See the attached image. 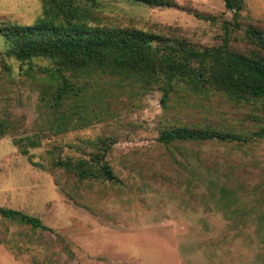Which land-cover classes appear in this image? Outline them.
<instances>
[{
	"label": "rangeland",
	"instance_id": "1",
	"mask_svg": "<svg viewBox=\"0 0 264 264\" xmlns=\"http://www.w3.org/2000/svg\"><path fill=\"white\" fill-rule=\"evenodd\" d=\"M151 8L131 0H97L108 27L157 32L179 28L197 47L223 36L232 14L222 0H174ZM196 14L209 16L201 20ZM241 26L264 29V0H244ZM40 0H0V22L31 26ZM232 46L243 31L229 32ZM0 37V207L34 216L50 231L0 217V264H264V143L174 142L165 129L201 128L247 135L264 125V108L184 89L166 105L161 92L106 75L71 79L86 98L65 100L57 132L45 104L57 77L6 57ZM45 66V61H34ZM62 128V127H61ZM33 138L23 156L14 141ZM108 145L116 181L80 180L55 167L89 160ZM89 167H98L88 161Z\"/></svg>",
	"mask_w": 264,
	"mask_h": 264
},
{
	"label": "trees",
	"instance_id": "2",
	"mask_svg": "<svg viewBox=\"0 0 264 264\" xmlns=\"http://www.w3.org/2000/svg\"><path fill=\"white\" fill-rule=\"evenodd\" d=\"M151 8L175 7L174 0H131ZM232 14L222 23L223 36L211 47H197L179 28L170 26L157 32L135 28L108 27L99 17L97 0H40L41 16L31 26L0 22V37L4 39L6 57L13 58L30 70L57 77L58 88L45 106L51 110L57 132L73 123L71 117L59 116L65 100L86 98L82 88L71 79L106 75L138 85L144 92L157 89L161 104L166 105L172 93L184 89L194 96L221 95L233 104H255L264 108V29L249 24L242 27L241 11L244 0H222ZM201 20L211 17L196 14ZM243 31V41L232 46L229 32ZM45 61V66L34 61ZM62 127V128H61ZM8 125L0 121V138ZM158 140L164 145L174 142H209L248 144L264 143V125L258 130L238 135L220 130L175 127L161 132ZM87 160L76 163L58 161L55 167L73 173L80 180L116 181L105 161L108 145ZM19 153L28 156V147H38L33 138L14 141ZM0 217L17 221L33 230L50 231L40 219L0 207Z\"/></svg>",
	"mask_w": 264,
	"mask_h": 264
}]
</instances>
